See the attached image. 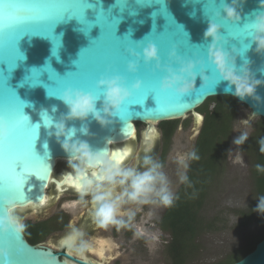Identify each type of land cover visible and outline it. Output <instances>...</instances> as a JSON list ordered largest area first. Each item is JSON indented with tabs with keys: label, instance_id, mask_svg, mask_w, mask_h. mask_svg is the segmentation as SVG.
I'll return each instance as SVG.
<instances>
[{
	"label": "water",
	"instance_id": "water-1",
	"mask_svg": "<svg viewBox=\"0 0 264 264\" xmlns=\"http://www.w3.org/2000/svg\"><path fill=\"white\" fill-rule=\"evenodd\" d=\"M231 3L232 0H0V13L6 18L9 9L25 8L28 11L21 15L30 21L12 29L7 24L0 28V115L22 116L24 112L30 126L39 125L37 139L30 137V144L24 141V154L34 168L21 186L23 196L20 198L9 193L6 149L11 146L0 147V196L14 198L16 212L44 205L51 184H57L60 189L64 186L65 181L55 179L54 174L59 164L68 162L69 158L55 137L49 136L43 116L46 113L58 122L68 111L59 95L67 89L96 92V83L104 75H123L129 87L137 79L144 85L139 92H133L122 114L115 117L112 124L102 127L89 118V135L78 133V138L87 141L94 151L105 152L116 163L121 153L115 147L137 138L136 124L184 119L211 98L232 97L249 108L252 117L264 119V83L256 90L259 100H241L234 95V89L225 91L227 82L207 63L210 41L204 34L214 21L220 26L225 51L237 50V68H242L247 61L254 78L264 81V54L257 53L247 33L243 37L234 36L259 14L261 0H246L241 4L238 8L241 21L236 24L223 19L224 6ZM83 9L86 23L65 14L71 10V14L76 15ZM101 13L105 19L99 17ZM149 43L157 45L165 63L174 48L185 59L205 61V74L209 77L207 86L198 74L196 91L178 98L174 93L160 91L163 74L156 73L152 67L142 66L137 75L129 74L126 69L131 58L129 52H140ZM245 45L251 46L245 50ZM21 57L23 59H18ZM39 73L40 83L33 84L36 82L33 77ZM102 103L101 97L97 107ZM183 104L187 107H178ZM73 125L79 129L81 122H68L69 127ZM146 137L149 139L148 134ZM20 170L17 166V171ZM69 178L67 181L74 184ZM77 180L76 187L80 189L84 181L80 177ZM7 239L13 247L15 264H68L53 249L31 245L25 234ZM66 257L86 264L70 255ZM234 264H264V239Z\"/></svg>",
	"mask_w": 264,
	"mask_h": 264
},
{
	"label": "clouds",
	"instance_id": "clouds-1",
	"mask_svg": "<svg viewBox=\"0 0 264 264\" xmlns=\"http://www.w3.org/2000/svg\"><path fill=\"white\" fill-rule=\"evenodd\" d=\"M246 0H232L230 5L224 6L226 22L233 24L241 21L238 8ZM261 11L255 19L247 24L248 35L256 45L257 53L264 54V0H261ZM220 26L216 22L210 23L205 32L208 44L207 63L218 72L221 80L227 82L226 92L234 89V95L241 100L256 96L257 88L264 81L254 78L247 61L238 69L235 55L225 51V41L220 34ZM251 45H245V50ZM242 54V53H241ZM131 57L127 63V72L137 75L142 66L152 67L156 73H162L160 91L174 93L178 98L188 96L196 91L197 76L203 79L207 86L209 77L205 74L206 64L203 60L185 59L172 49L165 63L160 50L154 43H149L140 52H129ZM143 81L137 79L131 87L125 76L108 74L101 76L96 83V92L79 89H67L59 95V99L68 111L58 122L46 113L43 116L44 126L49 130V136L55 137L63 151L68 156V163L72 171L83 181L78 190L76 203L88 209V216L96 229L107 231L115 228L117 232L128 230L133 232L134 239H144L148 243L145 230L137 223L138 213L154 208H172L179 199L173 190V182L165 171V163L151 153L137 156L130 164H118L110 159L103 151H94L90 144L78 138L89 135L87 122L94 119L102 127H107L120 116L123 106L130 101L133 92L143 88ZM103 98L100 108L97 102ZM178 107H187V104ZM56 109L53 108V111ZM70 121H80L81 127L68 126ZM11 136V127L6 115H0V145H4ZM249 139V131L243 130L234 140L237 146L245 144ZM260 151L264 153V138L259 141ZM47 148V144H45ZM239 158V157H237ZM199 154L193 148L188 151L176 152L174 163L175 175L179 184L191 186L188 176L190 163L199 160ZM258 172H264V166L257 164ZM98 175L93 176V172ZM257 211L264 214V197L258 200ZM16 200L10 196H0V264H15L13 247L7 239L9 236L20 238L24 236L26 225L15 214ZM62 243L70 255L85 260L89 254L100 255L103 259V238L91 236L82 227L70 222L62 237ZM87 264V262H86Z\"/></svg>",
	"mask_w": 264,
	"mask_h": 264
},
{
	"label": "rangeland",
	"instance_id": "rangeland-1",
	"mask_svg": "<svg viewBox=\"0 0 264 264\" xmlns=\"http://www.w3.org/2000/svg\"><path fill=\"white\" fill-rule=\"evenodd\" d=\"M214 107L215 102L208 104L209 109H213ZM204 117V114L200 113V109H198L195 113L187 115L186 118L177 120L179 128L174 135L170 157L165 167L166 173L173 182L174 191L179 185L175 175V154L176 152L188 151L194 148L195 141L204 123ZM260 120L261 118L252 117L249 108L238 103L226 163L221 173L211 181L213 184L206 191L208 201L204 208L205 215L209 221L216 220L215 229L202 237V240H200L201 252L188 264L217 263L227 254L243 247L250 238L261 233L264 226V217L258 218L249 225H241L239 211L247 209L255 198L252 176L253 160L245 151L244 144L240 146L234 144V140L243 130H248L250 137ZM158 125L153 124L152 128L156 130ZM146 128V124H139V137L135 142L134 156L128 164L141 155L145 144L142 142L141 134ZM152 142H155L154 138ZM61 166L65 167L66 165L64 162H61ZM74 199L69 194H62L60 199L47 208L44 217L56 215L63 209V211L71 213L70 219L72 223L77 225L78 215L79 213H84L86 207L79 203H73ZM72 205L75 208H71L70 206ZM165 210V208L149 210V207L145 206L141 212L140 227L145 230L148 243L144 239L129 238L124 230L115 235H112L111 230L104 232L103 234L109 235V238L114 239V236L118 241L117 245H115L116 251L113 256L118 257V260L109 261L107 264H170L167 247L171 236L159 227ZM56 235L59 234H53L49 240L55 239Z\"/></svg>",
	"mask_w": 264,
	"mask_h": 264
},
{
	"label": "trees",
	"instance_id": "trees-1",
	"mask_svg": "<svg viewBox=\"0 0 264 264\" xmlns=\"http://www.w3.org/2000/svg\"><path fill=\"white\" fill-rule=\"evenodd\" d=\"M222 99V100H220ZM210 102H215L213 109L208 108ZM232 97L222 96L209 99L200 109L204 114V123L195 144V150L200 159L191 162L189 180L191 186L183 185L178 193L179 199L172 208L165 210L159 227L170 234L167 252L170 264H188L201 252L202 237L212 232L216 220L209 221L205 210L208 197L206 191L223 170L226 156L233 135L236 108L238 105ZM177 121L164 122L170 127L166 135L165 145L173 135ZM171 125V126H170ZM264 138V119H261L248 141L243 145L252 158V176L255 198L247 209L239 211L241 225H249L260 217H264L256 209L258 200L264 197V172H258L256 165L264 166V153L260 151L259 141ZM264 239V226L258 235L250 238L247 243L227 254L221 261L213 264H234L252 252L256 245Z\"/></svg>",
	"mask_w": 264,
	"mask_h": 264
},
{
	"label": "flooded vegetation",
	"instance_id": "flooded-vegetation-1",
	"mask_svg": "<svg viewBox=\"0 0 264 264\" xmlns=\"http://www.w3.org/2000/svg\"><path fill=\"white\" fill-rule=\"evenodd\" d=\"M163 123L164 122L159 123L158 128H156V130L152 128L153 124L152 125L146 124L147 128L141 134L142 142H144L145 144H144V147L142 148L141 155L139 156H143L146 153H151L153 156L159 157L165 163V167H166V164L170 157L171 147L173 146L174 135L177 129L179 128V124L177 123L176 129L173 135L168 140L169 145L167 146L165 145V142H166L165 137L167 135V132L165 130H168L170 127H168V125H163ZM182 127H184V125H182ZM136 130H137L136 131L137 138L134 141L132 140L128 143L120 144L115 147V149L123 150L121 154V160L118 162V164H128L130 159L134 156L135 142L138 140V137H139V124L138 125L136 124ZM147 134L149 136V139H147L146 137ZM153 138L155 139V142H152ZM196 141H195V144H196ZM194 149H195V145H194ZM64 164L67 167L61 166V163H60L54 174L55 179L61 182L65 181L64 186L60 189L57 184L55 183L51 184V186L48 188V191H47L48 199L44 205L39 206V207H30L28 209L18 211V213L15 212V214L18 217H20L23 223L26 225V231L24 232V234H25L26 239L31 245L45 246V247L51 248L53 249L55 253L61 255L60 256L61 260H65L68 264H79L66 257V255H70V254L67 252V250L65 249L62 243V237L64 236L69 223L72 222L70 219L71 213L67 211H63L62 209L61 212H59L56 215L44 217L45 212L47 211V208L50 207L53 203H55L58 199H60L62 194H69L73 196L75 198L72 201L73 203H76V201L78 200V189L79 188L76 187V184H79V181L77 180L79 176H77L72 171L68 162H64ZM189 170H188V175H189ZM92 175L93 176L98 175V171L93 172ZM68 177H70L68 180L73 181L74 184H71L69 181H67ZM182 186H183L182 184H179L178 187L176 188L175 192L177 194L179 193ZM74 205L70 207L75 208ZM140 217H141V212L138 213L137 215V223L139 224V226H141ZM77 226L82 227L84 230L88 232L89 235L101 237L105 241V244L102 247L103 259H101L100 255L89 254L86 257V262L94 263V264H107V262L109 261L118 260V257H113L116 251L115 245H117V242H118L116 240V237L113 236L114 239H111L108 237L109 235L103 234V233L111 230L112 235H115V234H118L120 231L117 232L115 228H109L107 231L96 229L95 225L92 224L89 219L87 208L84 211V213L82 214L79 213ZM124 232L128 234L129 238L133 237L132 231L124 230ZM53 234H59V235H56L55 239L49 240ZM70 256H72L75 259H78L74 255H70ZM82 261H85V260H82ZM117 264H120V263H117Z\"/></svg>",
	"mask_w": 264,
	"mask_h": 264
},
{
	"label": "snow or ice",
	"instance_id": "snow-or-ice-1",
	"mask_svg": "<svg viewBox=\"0 0 264 264\" xmlns=\"http://www.w3.org/2000/svg\"><path fill=\"white\" fill-rule=\"evenodd\" d=\"M87 7H91V5H88ZM84 9L82 10V13H78L76 15H72L71 10L66 11L65 14L67 13L69 17H77L82 23H86L84 19ZM26 11L28 10L25 8H11L8 11L7 18L3 13H0V28H3L5 24H7L9 29H12L29 23L30 21L25 19L24 15H21L22 12L25 13ZM99 17H103V19H105L103 13H101ZM246 33L248 34L247 29L245 28L244 30H240L234 36L243 37ZM18 59H23V57ZM39 75L40 73L33 77V80L36 81L33 83L32 80L33 84L40 83L38 79ZM8 119L11 127V136L5 144L11 146L6 149L8 153L6 172L10 182L9 193H11L12 196L20 198L23 196L21 186L24 184L25 179H27V177L33 172L34 168L27 156L24 154L26 152V145H24V141H28L30 144V137L35 136L37 139L39 125L30 126L29 117L26 116L24 112L22 116H17L15 113H12ZM2 146L3 145H0V147ZM113 155H115V153H113ZM17 166H20V171H17Z\"/></svg>",
	"mask_w": 264,
	"mask_h": 264
},
{
	"label": "bare ground",
	"instance_id": "bare-ground-1",
	"mask_svg": "<svg viewBox=\"0 0 264 264\" xmlns=\"http://www.w3.org/2000/svg\"><path fill=\"white\" fill-rule=\"evenodd\" d=\"M122 144H124V143H122ZM117 145H120V144H117ZM122 152H123V150H120V153L122 154ZM125 153V152H124ZM121 154H120V158H119V160L117 161V163L121 160ZM127 155V154H126ZM105 252V251H104Z\"/></svg>",
	"mask_w": 264,
	"mask_h": 264
}]
</instances>
